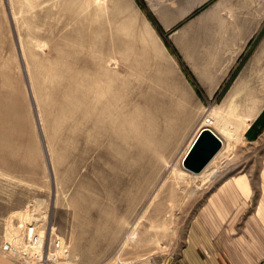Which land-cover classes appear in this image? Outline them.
<instances>
[{
	"label": "rangeland",
	"instance_id": "rangeland-1",
	"mask_svg": "<svg viewBox=\"0 0 264 264\" xmlns=\"http://www.w3.org/2000/svg\"><path fill=\"white\" fill-rule=\"evenodd\" d=\"M149 14L144 0H0V264H173L198 226L223 264L225 249L264 257V123L249 136L264 99L174 82ZM202 126L224 147L211 163L194 150L190 175Z\"/></svg>",
	"mask_w": 264,
	"mask_h": 264
},
{
	"label": "crops",
	"instance_id": "crops-1",
	"mask_svg": "<svg viewBox=\"0 0 264 264\" xmlns=\"http://www.w3.org/2000/svg\"><path fill=\"white\" fill-rule=\"evenodd\" d=\"M144 1L154 20V25L149 20L148 24L161 51L169 60L168 64H163L159 59H155V62L160 66H170L179 73L176 77L172 73L174 82L187 83L198 94V98L206 100L264 99V94L259 97L257 90L258 84L264 85V5L260 0ZM146 34L147 32L144 38L153 46L151 39H147L149 34L147 37ZM136 81L139 93V86L142 84ZM123 83L127 84L124 80ZM181 93L179 91L178 94ZM177 97L180 96H173ZM250 110L243 116L250 114ZM260 123L263 124L264 119L252 126L249 136L259 131ZM202 128L196 132V136ZM214 134L222 142L216 157L223 150L224 143L216 131ZM195 135L185 148H188L186 153L190 150ZM213 172L217 174V170ZM263 174L264 167L261 172L262 196L259 210L264 205ZM214 177L215 174H212L211 178ZM243 181L248 185L246 177L233 180L231 192L234 196L244 197L238 189L243 187ZM249 193L250 189L248 195ZM199 228L201 227H193L188 238L190 243L187 242L186 246L180 248L173 264H223L220 257L214 253L222 249L220 235L205 238L200 236ZM224 252L230 264H235L233 253L226 249ZM255 257L250 260L251 264H264V257Z\"/></svg>",
	"mask_w": 264,
	"mask_h": 264
},
{
	"label": "water",
	"instance_id": "water-1",
	"mask_svg": "<svg viewBox=\"0 0 264 264\" xmlns=\"http://www.w3.org/2000/svg\"><path fill=\"white\" fill-rule=\"evenodd\" d=\"M220 142L217 140L211 133L208 131L201 132L199 136V143L194 147L191 153L187 156L186 161L184 162V166L187 168H191L192 170L196 171V173H200L203 170V166L200 164L195 163V165L191 164L193 151H200L203 157L206 158V162L210 160V157L217 149L220 148ZM189 162V165H186ZM205 162V163H206ZM204 164V163H203Z\"/></svg>",
	"mask_w": 264,
	"mask_h": 264
},
{
	"label": "bare ground",
	"instance_id": "bare-ground-1",
	"mask_svg": "<svg viewBox=\"0 0 264 264\" xmlns=\"http://www.w3.org/2000/svg\"><path fill=\"white\" fill-rule=\"evenodd\" d=\"M207 120V119H206ZM210 121H209V127H211L210 126ZM204 131H208L209 133H211L217 140H219V142H220V148L219 149H217L216 151H215V153H213L212 155H211V157H210V160H212L213 159V157L215 158V155H216V153L221 149V147H222V142H221V140L212 132V130L211 129H208V128H206V127H204V128H202V130L200 131V133H199V136L201 135V132H204ZM199 136H198V138L196 139V141H195V143L192 145H190V150L189 151H187V153H186V157L184 158L185 159V161H186V159H187V156L191 153V151H192V149H194V147L196 146V144H197V141H199ZM184 161V162H185ZM183 162V163H184ZM183 167V166H182ZM185 168L188 170V171H190V172H192L193 174H199V173H196V171H194V170H192L191 168H187L186 166H185ZM214 172H212L211 174H210V176L213 174ZM216 175V174H215ZM209 177V176H208Z\"/></svg>",
	"mask_w": 264,
	"mask_h": 264
},
{
	"label": "built area",
	"instance_id": "built-area-1",
	"mask_svg": "<svg viewBox=\"0 0 264 264\" xmlns=\"http://www.w3.org/2000/svg\"><path fill=\"white\" fill-rule=\"evenodd\" d=\"M261 1V3L264 5V0H260ZM38 239V236H34V237H32V241L34 240L35 242H36V240ZM35 242H34V244H35ZM59 244H60V242L58 241V240H55L54 241V246L56 247V248H58V246H59ZM1 250L3 251V252H10L11 250H12V246H11V244H9V243H5V244H3L2 246H1ZM39 257H41V256H39Z\"/></svg>",
	"mask_w": 264,
	"mask_h": 264
},
{
	"label": "trees",
	"instance_id": "trees-1",
	"mask_svg": "<svg viewBox=\"0 0 264 264\" xmlns=\"http://www.w3.org/2000/svg\"><path fill=\"white\" fill-rule=\"evenodd\" d=\"M148 18L152 21V24L154 25L153 17L149 14Z\"/></svg>",
	"mask_w": 264,
	"mask_h": 264
}]
</instances>
